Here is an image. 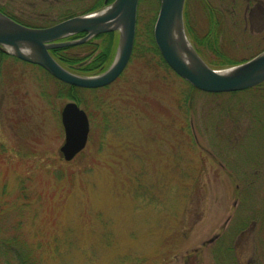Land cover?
<instances>
[{
	"label": "rangeland",
	"instance_id": "374dc122",
	"mask_svg": "<svg viewBox=\"0 0 264 264\" xmlns=\"http://www.w3.org/2000/svg\"><path fill=\"white\" fill-rule=\"evenodd\" d=\"M86 1L0 8L55 25L88 14ZM257 4L264 12V0H186L188 36L208 64L264 50V19L250 16ZM159 5L139 0L132 57L103 88L72 89L0 52V264H264V86L190 87L152 52ZM103 35L69 51L92 62ZM118 41L113 32L112 53L90 74L111 66ZM71 100L90 134L67 162L61 111Z\"/></svg>",
	"mask_w": 264,
	"mask_h": 264
},
{
	"label": "water",
	"instance_id": "95a60500",
	"mask_svg": "<svg viewBox=\"0 0 264 264\" xmlns=\"http://www.w3.org/2000/svg\"><path fill=\"white\" fill-rule=\"evenodd\" d=\"M186 0H160L154 39L167 64L195 88L208 93L237 92L264 82V51L243 63L214 69L199 55L187 36L184 7ZM139 0H114L97 12L75 16L52 27L24 26L0 11V50L23 61L38 64L61 81L86 89L112 84L129 63L135 43ZM119 32L116 55L103 73L82 76L69 72L50 54L54 48L84 43L107 32ZM79 33L78 40H59ZM65 142L60 148L66 161L73 160L88 143L90 120L76 102H68L61 112Z\"/></svg>",
	"mask_w": 264,
	"mask_h": 264
},
{
	"label": "flooded vegetation",
	"instance_id": "af4514ba",
	"mask_svg": "<svg viewBox=\"0 0 264 264\" xmlns=\"http://www.w3.org/2000/svg\"><path fill=\"white\" fill-rule=\"evenodd\" d=\"M41 1H51V0H41ZM52 1H60V0H52ZM63 1H73V2H75V1H82V0H63ZM88 1H92V3L87 7L88 9L86 10V11H84V12H81V13H92V12H94V11H96V10H99V9H101V8H103V7H105L107 4H109V3H111L112 1L111 0H87L86 2H88ZM31 6L32 7H30V9H29V13H38L39 12V10H37V9H34V7H35V5H33V4H31ZM258 7H260V4H257L256 5V9H252V11H251V19H252V21H253V23H254V19H255V17H256V19H260V20H263L264 19V12H262V13H260V12H258L257 11V8ZM260 10H261V7H260ZM5 12V11H4ZM6 14H7V12H5ZM80 13V12H79ZM7 15H9L11 18H13L14 20H16L17 22H20V23H22V24H24V25H26V26H29V27H32V28H44V27H48V26H50L51 24H48L49 23V21H47V22H42L41 24H39V25H35V24H28V23H26V22H22V20H20V19H18L17 17H15L14 15H10V14H7ZM74 16H76V15H74ZM73 17V16H72ZM67 18H70V17H66V19ZM41 18H37V19H35V20H40ZM65 20V19H64ZM60 22V21H59ZM57 23V22H56ZM55 22H54V24H56ZM53 25V24H52ZM86 34L85 33H82V34H79V35H74V36H71V37H68V38H66V39H63V40H61V41H72V40H76V39H79V38H82V37H84ZM92 43V41L91 40H89L87 43H85V44H82V45H86V44H91ZM80 46V45H79ZM72 47H75V46H71V47H67V48H57V49H52L51 51H50V53L52 54V56L65 68V69H67L69 72H71V73H74V74H80V75H83L84 73H82L80 70H79V67L81 66V65H83V64H87V63H90L91 62V60L92 59H89V61H88V58H86L84 61H82V63H81V65H80V61H81V58H83V57H81L80 56V54L79 53H71L70 51H69V49L70 48H72ZM208 49H210L209 48V46L207 45L206 46ZM198 49V48H197ZM55 50H58L57 52H54ZM198 51H199V49H198ZM1 52V51H0ZM94 52V50H92V53ZM3 53V52H2ZM199 53H200V51H199ZM5 54V53H4ZM201 54V53H200ZM8 55V54H7ZM8 56H11V55H8ZM64 56H65V59H64ZM201 56L203 57V55L201 54ZM13 57V56H12ZM72 63H75V64H77L78 63V65H76L77 66V68H73V65L74 64H72ZM35 65V64H34ZM50 74V73H49ZM52 77H54V76H52ZM55 78V77H54ZM55 79H57V78H55ZM59 82H61V83H63V84H65L64 82H62V81H60L59 79H57ZM65 85H67V84H65ZM69 86V85H68ZM73 101V100H72Z\"/></svg>",
	"mask_w": 264,
	"mask_h": 264
},
{
	"label": "trees",
	"instance_id": "16d2710c",
	"mask_svg": "<svg viewBox=\"0 0 264 264\" xmlns=\"http://www.w3.org/2000/svg\"><path fill=\"white\" fill-rule=\"evenodd\" d=\"M151 29H152V27H151ZM150 29V33H151V39L153 40L152 42H151V44H152V46H153V50H152V52H154V53H156V54H158L159 55V58H160V60H161V62L164 64V66L166 67V68H168V69H170V67L168 66V64L164 61V59H163V57L161 56V54H160V52H159V50H158V48H157V45H156V43H155V41H154V37H153V30H151ZM148 33V37L150 38V33L149 32H147ZM103 36H107L108 38H109V36H110V38H109V41H107V43H105L104 45H102L101 46V52L100 53H98V55L94 58V60L91 62V63H87L86 65L85 64H83V65H81V63H80V67H79V70L82 72V73H84V74H86V75H90V73H93V72H98V70L100 69V67L102 66L101 65V62L102 61H104V60H107L108 58H109V56H110V54L112 53L111 51H112V47H113V43L111 42V40H112V38H113V32H110V33H106V34H104ZM136 43V42H135ZM58 50H55L54 52H57ZM95 51V50H94ZM219 58L220 59H222V61H227V59L225 58V57H223L222 55H220L219 56ZM223 64H225L224 62H222ZM210 64V63H209ZM212 67H214V68H224V66L225 65H221V64H219V65H217V66H215V65H213V64H210ZM103 71V70H102ZM101 72V71H100ZM96 74V73H95ZM260 86H264V83L263 84H261V85H259L258 87H260ZM72 87V89H76V87H73V86H71ZM258 87H256V88H258ZM73 99H77L78 100V97L77 96H74V98ZM79 101V100H78ZM78 103H80V102H78ZM31 261V260H30ZM31 264H34V262L32 263L31 262ZM36 264V263H35Z\"/></svg>",
	"mask_w": 264,
	"mask_h": 264
},
{
	"label": "bare ground",
	"instance_id": "6f19581e",
	"mask_svg": "<svg viewBox=\"0 0 264 264\" xmlns=\"http://www.w3.org/2000/svg\"><path fill=\"white\" fill-rule=\"evenodd\" d=\"M159 10H160V5H159ZM159 10H158V13H159ZM158 13H157V15H158ZM58 24V23H57ZM137 24H138V19H137ZM137 24H136V26H137ZM56 25V24H55ZM52 26H54V25H50L49 27H52ZM154 27H155V22H154V25H153V30H154ZM182 78V77H181ZM185 80V79H184ZM188 84H189V86L191 87H193L195 90H197V91H202V90H200V89H197V88H195L192 84H190L188 81H186ZM77 89H85L86 90V88H82V87H78V86H75ZM105 87V86H104ZM99 88H103V87H99ZM93 89H98V88H93ZM203 93H208V92H205V91H202Z\"/></svg>",
	"mask_w": 264,
	"mask_h": 264
}]
</instances>
